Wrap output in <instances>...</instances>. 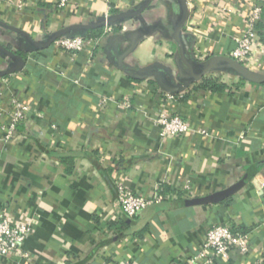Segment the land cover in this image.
Returning <instances> with one entry per match:
<instances>
[{"label":"crops","instance_id":"crops-1","mask_svg":"<svg viewBox=\"0 0 264 264\" xmlns=\"http://www.w3.org/2000/svg\"><path fill=\"white\" fill-rule=\"evenodd\" d=\"M251 11V0L0 3V126L5 96L30 107L9 141L0 133V212L33 220L22 245L31 261L0 264H171L212 224L247 232L251 245L216 264H264V67L248 74L229 57ZM106 17L96 49L55 47L103 33ZM257 31L264 45V9ZM207 76L224 89L198 86ZM162 111L193 132L160 140ZM116 183L145 195L162 184L164 198L127 217ZM235 186L221 201L189 203Z\"/></svg>","mask_w":264,"mask_h":264},{"label":"built area","instance_id":"built-area-1","mask_svg":"<svg viewBox=\"0 0 264 264\" xmlns=\"http://www.w3.org/2000/svg\"><path fill=\"white\" fill-rule=\"evenodd\" d=\"M3 0H0L2 3ZM68 0H58L59 6H65ZM252 11L243 19L244 28L242 34L235 38L236 46L230 53V58L249 70L257 71L264 67L262 56L264 55V45L261 44L257 24L260 21L264 2L261 0H251ZM104 20L103 33L90 37L84 35L63 36L53 41L55 47L69 52L72 57L82 54L84 51L97 48L102 35L111 30ZM2 91H0V95ZM166 100H175L172 94L164 95ZM10 109L5 112L9 116V122L0 126V133L4 141H9L15 134L17 126L26 118L30 111L28 104L18 97L10 94L5 96ZM115 105L120 109H127L130 106L129 100L115 101ZM154 124L159 128L158 137L160 140L165 138L180 137L193 132V128L186 118L176 112L162 111L154 120ZM197 132L205 135L207 130L203 127L198 128ZM264 185V181L261 183ZM185 188H188L186 185ZM115 191L118 201L127 217L135 216L146 206L160 202L164 198L163 186L158 184L150 194L136 193L129 190L121 183H116ZM33 220L31 219H12L4 212H0V256L17 254L25 261H31V254L22 250V245L31 234ZM250 236L247 232L233 230L230 224H212L207 227L200 247L192 251L183 261H175L171 264H216L218 261L230 259L233 255H246L250 252ZM110 264H133L125 260L110 262Z\"/></svg>","mask_w":264,"mask_h":264},{"label":"water","instance_id":"water-1","mask_svg":"<svg viewBox=\"0 0 264 264\" xmlns=\"http://www.w3.org/2000/svg\"><path fill=\"white\" fill-rule=\"evenodd\" d=\"M107 24H109V20L107 19ZM231 59V58H230ZM231 61L241 70H245L246 73L248 72V74H252V72H250L249 70H247L246 68H244L243 66H241L240 64H238L236 61L232 60ZM237 187H233V188H229L227 190H224V191H221V192H218V193H214V194H211L209 196H206V197H203V198H196V199H193V200H189V203L190 204H200V203H210V202H218V201H221L222 199H224L225 197L229 196L232 192H234V190L236 189Z\"/></svg>","mask_w":264,"mask_h":264},{"label":"trees","instance_id":"trees-1","mask_svg":"<svg viewBox=\"0 0 264 264\" xmlns=\"http://www.w3.org/2000/svg\"><path fill=\"white\" fill-rule=\"evenodd\" d=\"M102 33L101 31V27H94L91 28L89 30V32L87 33L88 36L90 37H95L98 36ZM198 86L203 87V88H208L211 90H216V91H221L224 89V86L218 82L216 77H212V76H207L201 79V81L199 82ZM233 230L236 231V229L234 227H232ZM239 232V231H238Z\"/></svg>","mask_w":264,"mask_h":264}]
</instances>
